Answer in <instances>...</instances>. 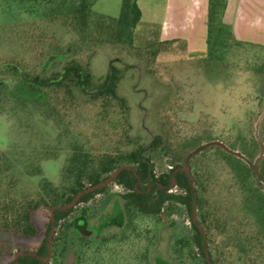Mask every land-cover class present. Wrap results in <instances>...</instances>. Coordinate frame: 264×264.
<instances>
[{"label": "rangeland", "instance_id": "obj_1", "mask_svg": "<svg viewBox=\"0 0 264 264\" xmlns=\"http://www.w3.org/2000/svg\"><path fill=\"white\" fill-rule=\"evenodd\" d=\"M121 4L122 0H99L93 10L118 17ZM141 5L144 10L161 6L153 0H143ZM41 28L61 40L62 48L74 43V35L60 24H42ZM26 37L0 27V58L41 60L49 43L34 38L30 44ZM158 37V25L140 23L135 47L141 51ZM32 48L35 51H29ZM226 51L223 65L208 62L205 54L186 56L180 48L177 54L162 52L156 60L129 47L99 46L89 51L95 79L106 76L111 65L120 70L118 92L130 106V139L122 138L118 113L103 118L97 108L85 106L53 121L31 105L10 101L0 110L1 190L20 196L37 194L44 181L61 186L75 144L89 152L116 146L133 150L148 146L161 135L167 154H154L156 173L167 172L173 162L181 161L186 169L199 163L203 194L220 226V250L212 249L215 258H227V264H264V47L233 44ZM122 191L112 186L88 206L97 214L111 211L113 200ZM51 213L43 208L34 215L41 229L38 237L0 232V241L14 254L17 244L40 245ZM117 231V227L106 230ZM190 235L189 213L178 206L166 225L158 226V240L151 248L153 264H203V252L192 250L195 259L191 260L189 250L176 245L178 239ZM209 251L204 249L212 264ZM8 258L5 255L3 262ZM73 261L72 253L67 263Z\"/></svg>", "mask_w": 264, "mask_h": 264}, {"label": "trees", "instance_id": "obj_2", "mask_svg": "<svg viewBox=\"0 0 264 264\" xmlns=\"http://www.w3.org/2000/svg\"><path fill=\"white\" fill-rule=\"evenodd\" d=\"M99 0H0V27L11 28L37 41L49 43L41 60L0 58V110L10 101L36 108L46 119L59 121L61 115L80 107L92 106L103 118L118 113L123 140L130 139V106L118 92L120 70L110 66L109 73L98 79L90 69L92 51L99 46L129 47L156 60L162 52L177 54L179 48L187 56V42L182 39L157 40L144 48L135 47L136 30L142 18L138 0H122L120 15L111 17L93 10ZM228 0H208L207 51L205 60L225 64L226 51L233 44L245 45L235 38L232 27L224 22ZM60 24L74 43L64 48L61 40L48 36L42 24ZM27 38V37H26ZM33 38V40H32ZM48 38L49 41H48ZM252 45V44H248ZM257 46V45H255ZM39 47H36L38 49ZM29 51H35L34 48ZM46 53V55H45ZM61 62V63H60ZM125 142V141H122ZM163 136L157 135L146 147L89 152L73 145L67 159L61 186L44 181L37 194L15 196L1 190L0 232L8 236L35 238L41 229L34 215L43 208L65 206L81 192L110 178L122 168L112 183L83 194L70 208L55 209L54 221L49 218L45 237L40 245L17 244L11 247L0 241V264H153L151 248L158 240V226L182 206L189 213L191 235L177 240L179 249L203 252L210 248L212 264H227V258H215L218 252L219 222L203 194L199 163L173 162L162 174L155 171L154 154H167ZM112 186L122 188L113 200L111 211L97 214L89 202L105 194ZM82 207L78 208L79 205ZM50 250L49 235L52 226ZM110 227L117 232L107 233ZM253 239L248 240L249 243ZM255 240V239H254ZM191 250V252H190ZM21 253L20 256H16ZM221 253V252H220ZM5 255L9 258L3 262ZM164 264V263H163Z\"/></svg>", "mask_w": 264, "mask_h": 264}, {"label": "crops", "instance_id": "obj_3", "mask_svg": "<svg viewBox=\"0 0 264 264\" xmlns=\"http://www.w3.org/2000/svg\"><path fill=\"white\" fill-rule=\"evenodd\" d=\"M142 10L140 23L158 25L159 40L182 39L188 54L207 51L208 0H153L160 3ZM224 22L237 40L264 47V0H228Z\"/></svg>", "mask_w": 264, "mask_h": 264}, {"label": "water", "instance_id": "obj_4", "mask_svg": "<svg viewBox=\"0 0 264 264\" xmlns=\"http://www.w3.org/2000/svg\"><path fill=\"white\" fill-rule=\"evenodd\" d=\"M217 145H222V144L217 143ZM121 169H122V168L118 169V170H117V171H116V172H115L110 178H108V179L105 180L104 182H102V183H100V184H98V185H95V186L89 187V188L86 189L85 191L79 193V194L73 199V201H72L71 203H69V204H67V205H65V206H58V207H56L55 209H60V208H70V207L74 206V205L78 202V200L80 199V197H81L83 194L88 193V192H91V191H94V190H97V189H99V188H101V187H104V186H106V185L112 183L113 180L115 179V177H116V176L118 175V173L121 171ZM186 171H189V169H186ZM55 209H52V213H51V220H52V221H54V214H53V212H54ZM54 231H55V226L53 225V226H52V230H51L50 235H49L50 250H51L52 236H53ZM20 255H21V253H18L16 256L18 257V256H20Z\"/></svg>", "mask_w": 264, "mask_h": 264}]
</instances>
